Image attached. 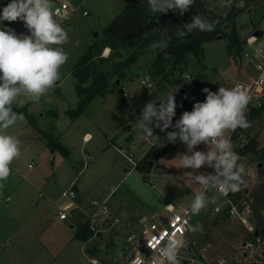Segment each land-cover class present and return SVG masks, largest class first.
I'll return each instance as SVG.
<instances>
[{
	"label": "rangeland",
	"instance_id": "1",
	"mask_svg": "<svg viewBox=\"0 0 264 264\" xmlns=\"http://www.w3.org/2000/svg\"><path fill=\"white\" fill-rule=\"evenodd\" d=\"M4 1L0 0V5ZM129 1L53 0L56 5L65 2L70 5L69 19H57L69 34V43L63 46L69 59L60 70V80L38 103L26 102L23 107L13 105L14 111L26 109L33 120L31 124L24 115L23 122L9 129L21 140L22 156L12 163V174L0 188V264H119L124 262L126 237L140 230L139 222L128 229L124 226L132 216L144 214L149 220L151 215H167L168 204L180 212L190 206L192 194L201 190L198 184L181 178L185 171L192 169H178V161H172L177 154L187 152L184 144L160 161H152L148 174L138 172L135 165L147 151L161 150L168 141L154 126V135L145 139L134 123L147 102L159 104L168 92L174 94L184 83L192 82L197 73L206 74L216 87L230 88L246 81L252 68L244 54L250 49L244 45L241 58L229 55L231 27L223 26L224 32L220 35L223 38L205 45L201 66L191 55L182 69L175 72L172 85L158 87L157 81L149 75L150 64L155 58V50L150 47L127 69L128 77L122 81L114 78L111 91L105 97L96 98L78 120L73 122L68 115L69 111L77 109L80 100L72 69ZM238 2L233 0L231 7L222 6L221 0L204 3L209 6L210 13L222 18L241 10L236 19V31L244 41L255 29L263 27L264 0H244L242 8L235 6ZM8 25L17 34H27L22 22ZM108 52L109 49L105 50L102 56L108 57ZM188 74L190 80L185 77ZM146 78L150 79L148 83L152 88L142 83ZM120 88H124L125 96L120 94ZM232 132L226 135L230 137ZM87 133L92 136L90 142L85 141ZM48 135L51 137L47 138ZM255 136L260 147L264 146V113L251 127L238 133L234 149ZM56 139L70 150L69 156L49 147ZM196 150L206 151L207 146L201 144ZM244 163L247 187H243L246 193L240 202L250 204L252 194L264 185L261 174L264 162L250 154ZM200 171L212 172L213 169L205 166L197 174ZM74 185L84 194L87 212L92 200H107V207L120 223L104 234L93 236L88 243L79 241L76 235L79 226L84 225L79 218L66 222L56 219L60 206L65 203L62 194ZM208 195H215L216 203L193 215V225L201 226V230L196 231L197 236L208 245V257L228 264L237 259V264H246L243 245L252 236L238 220L224 219V211L214 217L217 207L226 210L225 200L218 193L210 191ZM76 215L80 216L81 212L76 211Z\"/></svg>",
	"mask_w": 264,
	"mask_h": 264
},
{
	"label": "clouds",
	"instance_id": "2",
	"mask_svg": "<svg viewBox=\"0 0 264 264\" xmlns=\"http://www.w3.org/2000/svg\"><path fill=\"white\" fill-rule=\"evenodd\" d=\"M195 0H147L152 13H167L179 10L184 13L191 8ZM222 6L231 7L233 0H221ZM237 8L244 7V0H239ZM60 9L53 0H10L0 11V188L12 174V163L22 156L21 140L9 129L23 122L22 112L13 110V105L23 107L26 102L38 103L61 78L60 70L67 63L69 54L63 47L69 43V34L61 23L57 22ZM22 22L27 34H17L15 29L6 26ZM219 21H209L201 15H193L176 32L178 37H185L194 30L212 32ZM257 37L249 38V43ZM171 37L153 42L152 49L164 50ZM260 72V81L264 82V65L256 66ZM204 101L194 103L191 111H184L173 125L176 116V94L168 92L159 104L149 101L142 108L135 121L145 139L154 135V127L167 132V141L175 144L177 140L186 145L187 152L177 154L172 161H178V169L185 171L181 178L188 183H195L201 190L192 194L187 212L198 215L209 204L216 203V196L208 193L227 194L239 192L247 187L245 176V158L234 151L231 138L226 135L237 128L247 129L251 122L247 118V108L251 96L243 83L233 87L220 86L218 91L203 89ZM154 126V127H153ZM201 144L207 150H196ZM212 172L197 171L203 167ZM171 205H169L170 207ZM175 217L172 221L175 227ZM196 232L201 226H189ZM176 232H166L145 238L152 255L150 259L141 253L131 258L130 264H181L180 241ZM223 264V261H221Z\"/></svg>",
	"mask_w": 264,
	"mask_h": 264
},
{
	"label": "trees",
	"instance_id": "3",
	"mask_svg": "<svg viewBox=\"0 0 264 264\" xmlns=\"http://www.w3.org/2000/svg\"><path fill=\"white\" fill-rule=\"evenodd\" d=\"M9 2L10 0H7L3 6ZM3 6L0 8L1 11ZM240 12L242 11H233L226 18H222L210 13L209 6L206 3L195 0L186 14L152 13L149 10L147 1L130 0L123 12L104 28L101 38L87 49L72 69L71 75L76 80V91L80 100L77 109L68 112L71 120L73 122L78 120L96 98L105 97L111 91V82L114 78L121 81L127 78V69L134 66L155 41L171 37L166 49H155V58L148 70L149 75L157 81L158 87L164 84L172 85L175 72L182 69L181 66L187 62L191 55L197 59L198 64L201 66L205 59V45L223 35L224 28L222 27L225 25L231 27V32L228 34L230 42L227 46L229 55H233L235 58L243 57V47L246 40L241 41L236 31V19ZM197 14L209 21L218 20L219 23L216 24L215 30L212 32L194 30L185 37H178L176 35L177 30L185 23L190 22L191 17ZM5 25L8 26L6 21ZM107 49H110V55L108 57L102 56ZM117 60H122V62ZM205 88L211 91H218L219 89V87L211 84L210 78L206 74L197 73L192 82L184 83L182 87L175 91L177 108L173 125L184 111L192 110L195 102L205 100L206 93L203 92ZM15 111H18V109H15ZM18 112H22L32 124L33 119L26 109ZM263 113L264 106L260 109L251 110L247 114L251 125L260 119ZM34 127L37 130L39 129L36 126ZM174 130H176L174 127L166 131L157 128L159 134L165 138L167 132ZM242 131H245V129H236L232 138L234 143L238 139V133ZM48 137L51 136L48 135ZM259 143L257 136H255L243 147H237L234 151L245 158L244 162L250 154L258 156L259 160L264 162V146L260 147ZM181 145L182 143L177 140L175 144L168 142L161 150L151 149L136 163L135 169L144 175L148 174L152 161H160L161 158ZM49 147L56 149L65 156L70 155V150L58 139L52 140ZM261 171V174L264 175V169ZM144 179L147 180V176H144ZM245 193L246 190L242 187L239 192L231 193L230 198L238 203ZM250 202L255 213V234L258 232L259 237L264 239V185L252 194ZM224 213V219L229 220L228 212ZM93 235L86 224L80 227L76 238L79 241L87 242L93 238Z\"/></svg>",
	"mask_w": 264,
	"mask_h": 264
},
{
	"label": "built area",
	"instance_id": "4",
	"mask_svg": "<svg viewBox=\"0 0 264 264\" xmlns=\"http://www.w3.org/2000/svg\"><path fill=\"white\" fill-rule=\"evenodd\" d=\"M200 1L211 2L215 0ZM54 5L56 8L60 9V14L56 19L67 21L69 19L70 5L68 3ZM167 13L179 14L180 12L179 10H169ZM84 15H87V12H84ZM257 30H263V36L261 38L255 36ZM252 36L257 37V39L249 43V38ZM250 37L245 43L250 51L246 52L244 57L247 59L248 64L251 65L252 73L246 75V81L237 82L245 84L251 96L246 115L251 110L260 109L264 106V82L260 81L261 72L256 67L257 65H264V24L263 27L255 29ZM237 61L239 62V59H237ZM185 77L190 80L191 76L188 74ZM149 80V78H146L142 83L152 88L153 85L148 83ZM235 132L236 130L230 135L231 141ZM232 143L234 142L232 141ZM243 146L244 145H239L235 148ZM30 168H33V165H30ZM218 194L224 198L226 210L217 207L213 213L214 217H218L219 214L224 211L228 212L230 220H238L242 227L252 236L250 240L245 241L244 244L246 245L243 247L244 256L247 255V257H245L246 264H264V239L255 234V213L252 205L246 202L235 203L230 198L231 192L227 194ZM61 198L65 201V203L60 206L57 213L58 220L61 222L79 218L80 222L89 226L95 236L108 232L110 228H113L119 223V220L113 216L112 212L107 207V200H92L89 204L90 211L87 212L88 210H86L84 205L82 206L79 203L80 195L76 189V185L66 190ZM188 208L189 207H186L184 210L177 212L174 208L168 207L167 215H154L142 225L140 230L131 232L126 237L123 247L124 262H119V264H130L131 258L134 259L136 253H141L145 258L150 259L152 252L148 247L145 235L147 234L149 237L155 236L159 238L161 233L166 232L168 235H171L173 231L176 232V238L182 245L180 249L181 264H221L223 260H212L208 257V245L200 241L196 232L189 230V226L194 225L193 215L187 212ZM76 211H80L82 214L77 216ZM177 216L179 219L175 220V227H173L172 221ZM152 219L154 220L151 221ZM223 264L228 263L223 261Z\"/></svg>",
	"mask_w": 264,
	"mask_h": 264
},
{
	"label": "crops",
	"instance_id": "5",
	"mask_svg": "<svg viewBox=\"0 0 264 264\" xmlns=\"http://www.w3.org/2000/svg\"><path fill=\"white\" fill-rule=\"evenodd\" d=\"M7 2V0H5L1 5H0V8L5 4ZM65 3H67V2H65ZM69 4V3H68ZM7 22V21H6ZM8 23V22H7ZM4 24H5V22H4ZM9 26V25H8ZM109 52H110V49H109ZM108 52V53H109ZM105 57H107V56H105ZM237 64H238V61L236 62ZM87 134H89V133H87ZM151 150V149H150ZM150 150H148L147 151V153L150 151ZM125 152V151H124ZM146 153V154H147ZM145 154V155H146ZM144 155V156H145ZM127 171H129V170H127ZM76 189H77V191L79 192V195H80V199H79V203L83 206L84 205V194L82 193V191L78 188V186L76 185ZM41 196V195H40ZM169 205L170 204H168L167 206H166V211H167V208L169 207ZM170 208H174L172 205L170 206ZM82 214V213H81ZM114 216V215H113ZM151 216H153V215H151ZM115 217V216H114ZM116 218V217H115ZM148 215H138V217H134V216H132V218H131V221L129 222V223H127V224H124V226L128 229L129 227H132L134 224H136L135 222H139V224H140V228L142 227V225L145 223V222H147L148 221ZM56 219L58 220V217H57V214H56ZM116 219H118V218H116ZM119 220V219H118ZM68 221H72V220H68ZM61 222V221H60ZM64 222H66V221H64ZM82 223V222H81ZM119 223H120V220H119ZM83 224V223H82ZM72 228H73V226H71ZM79 228H80V226H79ZM79 231V230H78ZM94 234V233H93ZM94 237H95V234L93 235ZM82 242V241H81ZM89 242V241H88ZM88 242H86V243H88ZM85 244V243H84Z\"/></svg>",
	"mask_w": 264,
	"mask_h": 264
},
{
	"label": "water",
	"instance_id": "6",
	"mask_svg": "<svg viewBox=\"0 0 264 264\" xmlns=\"http://www.w3.org/2000/svg\"><path fill=\"white\" fill-rule=\"evenodd\" d=\"M188 11H189V10H187V11L184 12V13L186 14V13H188ZM255 36L261 38V37L263 36V30H257V31L255 32ZM222 38H223L222 36H218V39H222ZM117 85H118V86L120 85V81L117 82ZM119 92H120V94H121L122 96H125V90H124V88H120V89H119ZM123 103H125V101H123ZM151 166H152V164H151ZM256 235L258 236L259 233L257 232ZM245 245H246V244H244L243 247H245ZM244 257H247V255H245ZM240 259H241V256L238 257V260H240ZM231 262H232L233 264H237V263H238L237 259H233V260H231Z\"/></svg>",
	"mask_w": 264,
	"mask_h": 264
},
{
	"label": "bare ground",
	"instance_id": "7",
	"mask_svg": "<svg viewBox=\"0 0 264 264\" xmlns=\"http://www.w3.org/2000/svg\"><path fill=\"white\" fill-rule=\"evenodd\" d=\"M92 140V136L90 134H86L85 141L90 142Z\"/></svg>",
	"mask_w": 264,
	"mask_h": 264
},
{
	"label": "flooded vegetation",
	"instance_id": "8",
	"mask_svg": "<svg viewBox=\"0 0 264 264\" xmlns=\"http://www.w3.org/2000/svg\"><path fill=\"white\" fill-rule=\"evenodd\" d=\"M242 258V257H241Z\"/></svg>",
	"mask_w": 264,
	"mask_h": 264
}]
</instances>
